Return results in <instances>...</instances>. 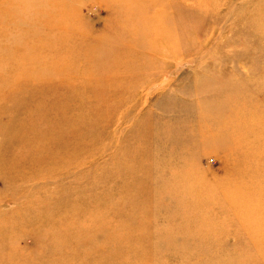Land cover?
Returning a JSON list of instances; mask_svg holds the SVG:
<instances>
[{"label": "rangeland", "instance_id": "obj_1", "mask_svg": "<svg viewBox=\"0 0 264 264\" xmlns=\"http://www.w3.org/2000/svg\"><path fill=\"white\" fill-rule=\"evenodd\" d=\"M0 264H264V0H0Z\"/></svg>", "mask_w": 264, "mask_h": 264}]
</instances>
